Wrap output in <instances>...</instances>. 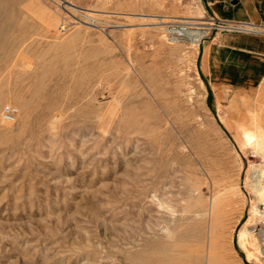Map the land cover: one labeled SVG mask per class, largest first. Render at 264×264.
<instances>
[{"label":"rangeland","instance_id":"rangeland-1","mask_svg":"<svg viewBox=\"0 0 264 264\" xmlns=\"http://www.w3.org/2000/svg\"><path fill=\"white\" fill-rule=\"evenodd\" d=\"M171 19L204 36L169 40ZM218 21L255 22L204 0H0V264H264V78L207 80L204 44L255 35Z\"/></svg>","mask_w":264,"mask_h":264},{"label":"crops","instance_id":"crops-1","mask_svg":"<svg viewBox=\"0 0 264 264\" xmlns=\"http://www.w3.org/2000/svg\"><path fill=\"white\" fill-rule=\"evenodd\" d=\"M218 17L264 23V0H204ZM202 71L214 87L257 86L264 78V35L220 32L202 48Z\"/></svg>","mask_w":264,"mask_h":264},{"label":"built area","instance_id":"built-area-1","mask_svg":"<svg viewBox=\"0 0 264 264\" xmlns=\"http://www.w3.org/2000/svg\"><path fill=\"white\" fill-rule=\"evenodd\" d=\"M221 29H231L264 35V24L256 22H234L226 23L218 21L216 24ZM63 28V27H62ZM197 29L193 20L171 19L166 22L165 33L171 41L189 38ZM19 108L8 104L3 108L2 117L6 121L13 122L17 119Z\"/></svg>","mask_w":264,"mask_h":264},{"label":"bare ground","instance_id":"bare-ground-1","mask_svg":"<svg viewBox=\"0 0 264 264\" xmlns=\"http://www.w3.org/2000/svg\"><path fill=\"white\" fill-rule=\"evenodd\" d=\"M70 3V2H69ZM63 27H65V25L63 26ZM204 36V32H201L200 31V29H197L195 32H193L192 34H191V36L189 37V39H192L191 41L192 42H195V43H198L199 41H200V39L202 38ZM260 135H264V129H262L259 133H258V136H260ZM255 137H256V135H252V136H249V137H247L244 141H243V145H251V146H253L254 148H255V143H256V141H255ZM258 141H260V140H258ZM257 141V142H258ZM264 143V142H263ZM264 145V144H263ZM251 146H249V147H251ZM262 151V150H261ZM257 163V162H256ZM264 203V202H263ZM218 204H219V200H218V196H215L214 198H213V200H212V209L213 208H215V207H217L218 206ZM254 231V230H253ZM248 233V231L246 230V229H244V230H242L241 232H240V239H243V237L246 235Z\"/></svg>","mask_w":264,"mask_h":264}]
</instances>
